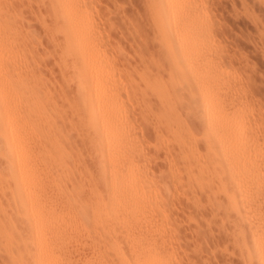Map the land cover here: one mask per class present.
Returning a JSON list of instances; mask_svg holds the SVG:
<instances>
[{
  "label": "bare ground",
  "instance_id": "6f19581e",
  "mask_svg": "<svg viewBox=\"0 0 264 264\" xmlns=\"http://www.w3.org/2000/svg\"><path fill=\"white\" fill-rule=\"evenodd\" d=\"M13 1L0 0L1 257L9 264H173L162 225L164 188H153L144 165L150 157L140 139L142 122L155 132L154 147L181 159L182 165H169L176 183L183 174L195 182L205 174L226 180L228 217L239 224L244 264H264V116H255L242 76L213 56V25L198 0L155 3L158 40L171 69L167 81L148 65L142 72L120 68L86 0H48L54 23L46 32L54 47L48 54L61 73L59 87L43 74L40 36L21 27ZM185 98L187 107L197 104L205 153L181 112ZM72 129L94 156L97 179L81 163V151L72 150Z\"/></svg>",
  "mask_w": 264,
  "mask_h": 264
},
{
  "label": "rangeland",
  "instance_id": "374dc122",
  "mask_svg": "<svg viewBox=\"0 0 264 264\" xmlns=\"http://www.w3.org/2000/svg\"><path fill=\"white\" fill-rule=\"evenodd\" d=\"M17 1V4L15 3V0L13 1V3H15L17 6L15 4L13 5V3L11 6L13 5L12 8L17 7V9L20 8L21 10V13H19V10L14 8L18 11L19 17L21 19L24 18L23 23L19 20L20 24L22 23L25 25L21 27L24 30H28L29 28L31 33H34H32V35L37 34V37L40 36V41L37 45V52L39 51L38 55L40 57H44V63L46 62L43 65V74L47 77V80L48 78L49 80L51 78V81L54 82L56 79L58 81L55 82L56 86L59 87V84L61 83V73L56 62V66L54 65L55 60L53 55L48 54L54 49L52 43L47 39L48 36L46 33L49 31V28L54 26L52 21L53 16L47 12L49 4L48 0H42V2H40V0V3L37 2L38 0ZM86 2L88 3V5H86L91 9H89L90 17L92 14L91 19H94L92 20L94 25L96 26L97 24L96 28L97 30L99 29L98 32L102 34V40L104 41L103 46H105L106 49L110 51L111 55H113V53L115 54L113 56L116 58V60H119L117 63H119L120 68L129 67L130 70L134 71L133 69L136 67L139 68L140 72H142V69H144L145 66L147 68L149 66V70L151 68L153 74H158L163 80L166 81L169 79L171 71L169 66L170 64L168 58L166 57V51L161 42H159L160 39L158 40L159 28L155 23V8L157 5H155V3H158L157 0H86ZM198 2V9H201L200 11L202 12L201 16L204 14V17H202L207 18L206 20L209 21L210 24L212 23L211 25H213L211 26V29L213 28V32L211 31L210 34V38L213 37L211 38V44L214 43L212 46L216 47H212L213 56H217V59L221 58L219 59V61H221L220 64L222 63L221 65H225L228 70H232V73H237V77L239 76L241 78L242 76V80L240 78L239 79L241 80L242 84L246 82V92H248L247 97H251H249V100L251 101L252 105H254V110L256 107L255 105H257L256 113L258 114L256 115L255 113V116H262L263 119L264 0H198ZM205 11L207 12L203 13ZM20 14H24V17ZM42 17H44L45 20L42 19ZM40 42L42 43L40 44ZM119 49H122L121 54L118 53L120 52ZM136 52L139 53L138 56ZM123 53H126V56H124L125 54L123 55ZM140 53H144V55ZM142 55L145 56V59ZM141 56L144 59L143 61H141ZM46 57H48V59H46ZM246 76L248 78H246ZM134 78L139 80L140 75H135ZM71 86L72 87L69 89V91L74 95L73 83ZM248 90H250L251 93ZM257 97L258 100L256 99ZM186 99L187 98L184 100L185 103L181 109V112L185 117L187 115V122H189L188 124L190 125V128H193L192 130H194V133L197 132L196 135L199 134L196 136L198 138L197 145L201 153H205V141L203 140L201 133L203 127L198 120L199 117H194L195 111H197V104L194 106L195 104L192 103V106L187 107L188 101ZM260 105H262V107ZM63 107H65L64 110L70 111V107L67 104H64ZM189 114H191V117ZM196 118L198 119L196 120ZM137 122L141 121L137 120ZM142 124V122L139 124L140 128L143 129H140V139L144 144L147 156L150 157V159L148 158L147 160L149 162H145L144 165H146L147 169L149 170L148 172L150 173V177L153 178V180L155 179V185L156 183L159 186L162 185L164 189H166L167 185L171 187L169 188L171 190L170 193L168 192L169 194L167 192L164 193L166 190L161 189L160 192H162L161 194L165 197H163L161 194L160 195L164 198L163 201H161L163 206L164 204L167 205L164 206L167 213L166 217H164V219L166 218L164 221L165 223L162 221V225L166 224L163 228H165L167 233L166 231L163 233H165L164 236L166 237L167 244L169 242L168 246L170 247V251L171 247L174 249L172 253L175 251V253H173V255L175 254L173 258V264H244L245 260L242 253V245H240L241 243L239 242V237L237 235V230L240 228L239 224L232 221V219L228 217L230 215H228V201L224 189V183L226 180L217 176L205 174L204 176H199V179L196 180V182L194 178H192V181H194L192 182L190 180L191 178H187V175L182 173L183 175L181 176H183L184 179L181 180V182H179L177 179V183H180L177 184L170 177L169 170L173 168L170 166H174V162L177 166L178 164L179 166L182 165L181 159L179 157H176V159L174 155L166 157L163 148L159 149L155 146V149L154 142L156 135L154 130L150 127V130L146 129L147 126L144 125V127H146L144 128L142 127ZM195 125L196 127H194ZM71 132V135L69 134V140L70 143H72V150H75L76 152L79 151V153L81 151V154L84 157L83 158L81 156V158H83L82 160L85 159L84 161H81V163L83 162V166L87 163L86 165L88 168L85 167L86 165L84 167L88 169V175L97 179L100 173L98 172V166L95 163L94 156L92 153H90L88 148L82 145L80 136L79 138L81 141H79L77 136L79 133H76L78 131L76 130L74 132L72 129ZM74 144L76 145L77 149L75 148ZM157 151L159 153H157ZM85 161L86 163H84ZM76 169L74 170V175H76L77 178H74L73 181L79 180V173H76L78 172ZM194 172L196 173L195 170ZM160 182L162 184H159ZM174 183L177 185L176 189H178L175 194H173L175 192ZM182 183H184V185H181ZM155 185H153L154 189L158 186ZM180 187L181 190H184L183 193L181 190H179ZM178 193L180 195H178ZM173 195L175 198H173ZM168 198H170L169 201ZM155 232H158V229H155ZM121 244H125V249L127 251L131 250V248L128 247L127 242L124 243L121 241ZM3 259V256L1 257L0 255V264H9L7 263L6 259H4L6 261V263H4ZM255 264H257V261H255Z\"/></svg>",
  "mask_w": 264,
  "mask_h": 264
}]
</instances>
